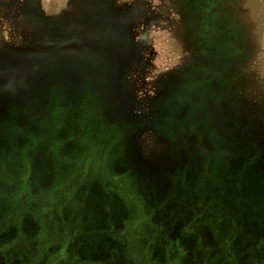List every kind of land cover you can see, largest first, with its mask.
I'll list each match as a JSON object with an SVG mask.
<instances>
[{"label": "rangeland", "instance_id": "1", "mask_svg": "<svg viewBox=\"0 0 264 264\" xmlns=\"http://www.w3.org/2000/svg\"><path fill=\"white\" fill-rule=\"evenodd\" d=\"M39 3L0 13V69L60 73L0 97V264H264V0Z\"/></svg>", "mask_w": 264, "mask_h": 264}, {"label": "water", "instance_id": "2", "mask_svg": "<svg viewBox=\"0 0 264 264\" xmlns=\"http://www.w3.org/2000/svg\"><path fill=\"white\" fill-rule=\"evenodd\" d=\"M87 39L89 41H87ZM104 40L105 39L103 38V36L96 35V33L93 32L90 33V35L87 38L85 36H79V41L77 43L95 47L97 45H100V43H102V41ZM45 58L46 57H41L40 68H43V66H45L46 63ZM28 59H29L28 56H24L23 62L28 61ZM30 74L32 75L30 77L31 79L39 77L42 85V89L46 83L60 80V73L58 72L57 69L51 70V68H49V70L43 69V71H40L39 68H35L34 66H28L26 64L25 65L16 64L13 67L0 69V97L4 93L6 94L7 88L13 85L14 82H18L21 78L29 76Z\"/></svg>", "mask_w": 264, "mask_h": 264}, {"label": "flooded vegetation", "instance_id": "3", "mask_svg": "<svg viewBox=\"0 0 264 264\" xmlns=\"http://www.w3.org/2000/svg\"><path fill=\"white\" fill-rule=\"evenodd\" d=\"M28 1L29 0H0V13L3 12L5 7L8 6L9 9H12V11L15 13H19L21 16H25L27 12H29V13L31 12L32 14L31 13L28 14L29 16H31V18H35V20L41 18L42 12L40 9L39 1H42V0H39L38 2L36 0L35 1L32 0V2L31 1L28 2ZM120 33H121V30L119 31V34ZM125 34H126V31H125V33L123 32V35H118V38H117L118 41H121V43H123V44L126 43L125 42L126 40L124 39ZM87 41H89V40L87 39ZM35 50L38 51V49H35ZM34 56H36V55H34ZM10 58H12V57L7 56L6 60L3 64V65H6L5 66L6 68H8V66L12 62V61L8 60ZM35 60H36L35 63H37L38 57L37 58L35 57ZM32 61H34V60H32V58L29 56L28 62H26V63H32Z\"/></svg>", "mask_w": 264, "mask_h": 264}]
</instances>
